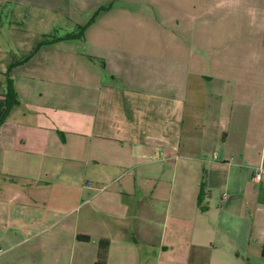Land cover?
<instances>
[{"label":"crops","instance_id":"0c3cea01","mask_svg":"<svg viewBox=\"0 0 264 264\" xmlns=\"http://www.w3.org/2000/svg\"><path fill=\"white\" fill-rule=\"evenodd\" d=\"M179 4L0 0L23 58L86 26L12 69L0 264H264V0Z\"/></svg>","mask_w":264,"mask_h":264},{"label":"trees","instance_id":"16d2710c","mask_svg":"<svg viewBox=\"0 0 264 264\" xmlns=\"http://www.w3.org/2000/svg\"><path fill=\"white\" fill-rule=\"evenodd\" d=\"M86 26L78 27L75 31L66 33L64 35H53L51 37H42V39L37 43V45L33 48V51L29 53L26 57L23 59L12 62L6 69L5 71V85L3 89V93L1 94V97L3 98L5 109L4 112L0 118V126L3 124L5 119L9 116L11 110L16 107L19 104L17 94L14 89V83L11 78V72L12 69L19 64H23L27 62L32 55L41 47L48 46L55 44L57 42L61 41H72V40H79L83 37L84 35V30ZM205 178L202 179L200 183V190H199V196L197 200L198 207L200 208L201 211L205 210V207L201 205L203 197L205 196ZM77 239L79 241L83 242H88L90 238L85 235H78ZM109 247V242L106 240H100L97 245V256H96V261L94 264H106L107 260V251Z\"/></svg>","mask_w":264,"mask_h":264},{"label":"rangeland","instance_id":"374dc122","mask_svg":"<svg viewBox=\"0 0 264 264\" xmlns=\"http://www.w3.org/2000/svg\"><path fill=\"white\" fill-rule=\"evenodd\" d=\"M179 1L180 0H161V2L170 3L176 10H179V9L184 10L185 8H188V7L180 6ZM205 2H206V0H204V3ZM163 15L168 16V15H178V14H176V12H174V11L165 10L163 12ZM170 28L173 30H178L177 25H175V24ZM56 34H58V33H56ZM158 34H160V32H158ZM16 37H17V35L15 33H13V32L10 33L8 31V23L5 21V15L3 14L2 11H0V57L3 56V53H5V56H6V53H7V57H9L10 60L13 61V60H20L21 58H23V56H25V55H23L25 49L20 48L21 46L18 45V39ZM154 39H155L154 40L155 44L158 43L159 45H161L163 41H167L166 38L162 39L161 37H157V38L155 37ZM139 41L141 42L142 40H139ZM169 42H170V45L176 44L177 39L170 38ZM75 48H77L79 50L84 49L81 44H76ZM20 49H21V51H19ZM20 52H22V54H20ZM172 56H174L175 58H178V55H172ZM190 56L191 55H189L188 58ZM123 67L124 68L127 67V69L130 68L128 63L123 65ZM0 68H1V66H0ZM126 72H130V71L128 70ZM4 74H3V76H4Z\"/></svg>","mask_w":264,"mask_h":264},{"label":"built area","instance_id":"2783aa9c","mask_svg":"<svg viewBox=\"0 0 264 264\" xmlns=\"http://www.w3.org/2000/svg\"><path fill=\"white\" fill-rule=\"evenodd\" d=\"M262 178V168H257L255 171H254V175H253V179L255 182H259ZM88 186H90V183L87 184ZM226 195L223 197V199H226Z\"/></svg>","mask_w":264,"mask_h":264}]
</instances>
